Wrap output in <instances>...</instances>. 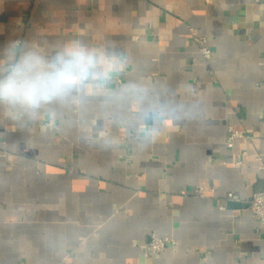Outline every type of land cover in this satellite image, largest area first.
Segmentation results:
<instances>
[{
	"label": "crops",
	"instance_id": "obj_1",
	"mask_svg": "<svg viewBox=\"0 0 264 264\" xmlns=\"http://www.w3.org/2000/svg\"><path fill=\"white\" fill-rule=\"evenodd\" d=\"M0 15V47L120 49L111 92L145 83L183 116L143 147L131 125L100 136L105 111L127 105L104 95L56 126L0 112V264H264L248 204L264 187V0H0ZM231 126L251 137L229 146ZM153 231L176 244L148 254Z\"/></svg>",
	"mask_w": 264,
	"mask_h": 264
},
{
	"label": "clouds",
	"instance_id": "obj_2",
	"mask_svg": "<svg viewBox=\"0 0 264 264\" xmlns=\"http://www.w3.org/2000/svg\"><path fill=\"white\" fill-rule=\"evenodd\" d=\"M128 63L118 48L70 41L46 51L15 39L0 47V112L21 127L40 118L54 124L58 110L83 109L86 99L104 95L127 101V105L105 111L100 136H107L113 125L122 130L131 125L137 134L135 141L147 147L183 116L179 106L165 105L145 83L130 81L112 93L109 86L114 76L123 75Z\"/></svg>",
	"mask_w": 264,
	"mask_h": 264
},
{
	"label": "built area",
	"instance_id": "obj_3",
	"mask_svg": "<svg viewBox=\"0 0 264 264\" xmlns=\"http://www.w3.org/2000/svg\"><path fill=\"white\" fill-rule=\"evenodd\" d=\"M2 25L3 18L0 15V30L2 29ZM194 39L202 57L205 60H210L212 58L213 50L211 45L209 44L208 38L205 35L199 33L197 30H195ZM52 125L56 126V124ZM242 137L249 138L251 137V135L246 129L235 128L231 126L230 136L228 138L227 143L229 146H233L235 143V139ZM256 157L260 161V172L264 178V152H259ZM241 162L242 161L240 159H237L235 161V163L238 165H240ZM229 197L231 199H239L234 193H229ZM248 204L254 216L259 220L261 224V226L258 227V230L260 232H264V187L252 195V197L248 200ZM175 244V239L162 237L156 231H153L151 233L149 241L146 243V252L148 254L160 253L165 251L169 246H174Z\"/></svg>",
	"mask_w": 264,
	"mask_h": 264
}]
</instances>
